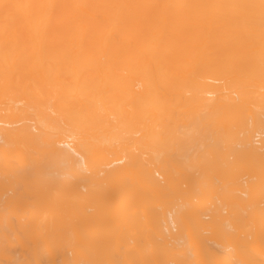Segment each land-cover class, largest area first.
<instances>
[{"label": "bare ground", "instance_id": "6f19581e", "mask_svg": "<svg viewBox=\"0 0 264 264\" xmlns=\"http://www.w3.org/2000/svg\"><path fill=\"white\" fill-rule=\"evenodd\" d=\"M264 262V0H0V264Z\"/></svg>", "mask_w": 264, "mask_h": 264}, {"label": "rangeland", "instance_id": "374dc122", "mask_svg": "<svg viewBox=\"0 0 264 264\" xmlns=\"http://www.w3.org/2000/svg\"><path fill=\"white\" fill-rule=\"evenodd\" d=\"M245 264H264V262H262V261H258V262H248V263H245Z\"/></svg>", "mask_w": 264, "mask_h": 264}]
</instances>
